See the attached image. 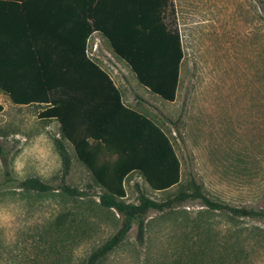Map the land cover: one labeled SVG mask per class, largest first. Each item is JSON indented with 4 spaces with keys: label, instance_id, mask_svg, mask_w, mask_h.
Wrapping results in <instances>:
<instances>
[{
    "label": "rangeland",
    "instance_id": "1",
    "mask_svg": "<svg viewBox=\"0 0 264 264\" xmlns=\"http://www.w3.org/2000/svg\"><path fill=\"white\" fill-rule=\"evenodd\" d=\"M171 1L183 49L175 99L140 85L103 41L101 51L112 56L106 69L125 102L167 133L183 184L194 178L212 199L261 214L237 216L198 199L151 209L143 241L134 224L100 264H264V0ZM0 103V264H84L117 230L121 215L100 205V188L68 141L65 182L85 194L61 188L56 121L42 120L38 106L16 105L1 91ZM27 177L52 188L22 187ZM124 187L127 202L140 193L163 200L179 189L155 191L137 173Z\"/></svg>",
    "mask_w": 264,
    "mask_h": 264
},
{
    "label": "trees",
    "instance_id": "2",
    "mask_svg": "<svg viewBox=\"0 0 264 264\" xmlns=\"http://www.w3.org/2000/svg\"><path fill=\"white\" fill-rule=\"evenodd\" d=\"M60 8L63 15L51 11L47 20L35 21L19 39L0 37V91L16 105L38 106L42 120L57 122L61 188L85 194L65 182L71 161L64 144L68 141L100 188V205L121 215L117 230L90 252L84 264H100L134 224L136 239L142 242L151 209L162 211L198 199L209 209L237 216L260 215L256 209L212 199L194 178L183 184L180 160L167 133L149 115L126 105L109 73L86 52L89 36L100 33L140 85L172 102L183 58L172 1L65 0ZM15 44L27 48L16 57L29 63L25 69L12 67L15 56L9 50ZM132 173L142 176L155 191L175 185L179 189L163 200L140 193L137 202H127L124 182ZM20 185L37 191L52 188L38 177H27Z\"/></svg>",
    "mask_w": 264,
    "mask_h": 264
},
{
    "label": "crops",
    "instance_id": "3",
    "mask_svg": "<svg viewBox=\"0 0 264 264\" xmlns=\"http://www.w3.org/2000/svg\"><path fill=\"white\" fill-rule=\"evenodd\" d=\"M63 4H65V0H0V37L19 39L18 37L27 35V31L32 27V24L36 23L35 21L47 20L51 11L58 10L63 15L64 11L60 8ZM18 41L15 40V43L19 44L20 41ZM103 41L106 42L100 33L93 32L87 40L86 52L100 67L107 71L106 67H108V64H112L108 61V58L110 57L111 59L112 56L110 53L101 51L100 48ZM16 44L10 47L9 50L10 54L15 56V59L11 61L13 62L11 63L12 67L25 69L29 66V63L25 60H18L16 57L18 53L27 52V48H21ZM109 75L113 79V75L110 73ZM117 75L119 78V74ZM122 99L126 105L136 108L131 104H127L123 97Z\"/></svg>",
    "mask_w": 264,
    "mask_h": 264
}]
</instances>
